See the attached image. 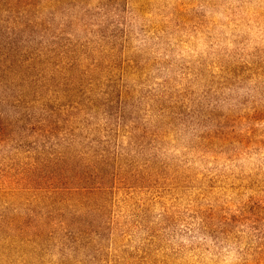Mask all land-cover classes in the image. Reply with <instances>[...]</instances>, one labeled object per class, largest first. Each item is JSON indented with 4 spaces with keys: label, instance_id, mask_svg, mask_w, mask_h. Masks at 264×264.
I'll use <instances>...</instances> for the list:
<instances>
[{
    "label": "rangeland",
    "instance_id": "1",
    "mask_svg": "<svg viewBox=\"0 0 264 264\" xmlns=\"http://www.w3.org/2000/svg\"><path fill=\"white\" fill-rule=\"evenodd\" d=\"M87 3L56 23L71 17L75 40L96 49L100 90L110 82L119 92L110 119L120 108L126 117L103 139L109 187L93 199L102 230L85 264H264V0ZM7 197L5 222L23 199ZM34 253L29 264L58 260L54 248ZM10 258L0 260L21 264Z\"/></svg>",
    "mask_w": 264,
    "mask_h": 264
},
{
    "label": "trees",
    "instance_id": "2",
    "mask_svg": "<svg viewBox=\"0 0 264 264\" xmlns=\"http://www.w3.org/2000/svg\"><path fill=\"white\" fill-rule=\"evenodd\" d=\"M71 4L85 11L92 6L87 0H0V204L6 196L23 198L17 218L0 219V258L8 253L21 264L38 248L42 258L57 250L58 260L47 264H70L77 254L85 264L84 247L102 230L93 199L109 187L101 176L111 160L103 139L112 141L126 117L120 108L110 119L106 107L119 92L110 82L100 90L94 71L104 63L94 57L96 49L75 40L71 17L62 14L56 23L57 12ZM128 130L132 140L135 131ZM55 139L64 142L62 149Z\"/></svg>",
    "mask_w": 264,
    "mask_h": 264
}]
</instances>
